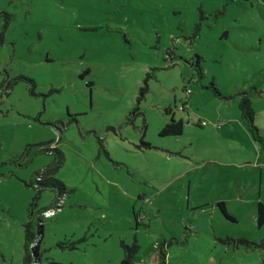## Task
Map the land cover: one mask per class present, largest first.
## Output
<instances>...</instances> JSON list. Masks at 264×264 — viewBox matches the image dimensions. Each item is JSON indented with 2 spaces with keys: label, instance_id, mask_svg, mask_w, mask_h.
<instances>
[{
  "label": "rangeland",
  "instance_id": "rangeland-1",
  "mask_svg": "<svg viewBox=\"0 0 264 264\" xmlns=\"http://www.w3.org/2000/svg\"><path fill=\"white\" fill-rule=\"evenodd\" d=\"M0 86V264L57 151L41 264H264V0H0Z\"/></svg>",
  "mask_w": 264,
  "mask_h": 264
},
{
  "label": "trees",
  "instance_id": "trees-1",
  "mask_svg": "<svg viewBox=\"0 0 264 264\" xmlns=\"http://www.w3.org/2000/svg\"><path fill=\"white\" fill-rule=\"evenodd\" d=\"M199 63V61H198ZM12 86H8L5 90L0 86V99L9 94V90ZM240 109L243 111L244 118L250 120L251 126L253 128V120H254V111L252 108L251 100L249 98H244L240 104ZM170 112V110H168ZM185 123L182 119H176L172 116L170 122H168L161 131V136H179L184 132ZM49 151H51L49 149ZM58 154L55 161L46 166L44 169L39 171L36 176L31 181V186L38 190V195L36 199L38 200L41 193L46 189H54L58 191L59 195L55 197L53 204L49 207L42 208L38 210V221H36L35 217V205L32 206V219L26 225V241H25V256L23 264H41V244L44 238V219L49 218L46 217V212L54 211L57 209V204L60 202L59 197L65 192L64 184L55 177L56 172L61 168L64 163L65 155L61 151L56 152ZM35 199V200H36ZM222 207V212L224 216L231 221H236V219L230 216L225 208L224 204H219ZM257 227L261 229L264 226V203L260 202L257 205ZM233 241L236 244L243 243L246 245H250V243L244 239H234L231 237H227L224 242ZM139 246L134 245L133 248L126 247V252L121 260L120 264H138L133 261V255L137 252ZM166 254L162 249H155L148 258V263L146 264H160L161 261L166 260Z\"/></svg>",
  "mask_w": 264,
  "mask_h": 264
},
{
  "label": "crops",
  "instance_id": "crops-1",
  "mask_svg": "<svg viewBox=\"0 0 264 264\" xmlns=\"http://www.w3.org/2000/svg\"><path fill=\"white\" fill-rule=\"evenodd\" d=\"M257 207H256V209L254 210V213H253V217H254V219H255V222H256V220H257ZM236 219V218H235ZM257 223V222H256Z\"/></svg>",
  "mask_w": 264,
  "mask_h": 264
},
{
  "label": "built area",
  "instance_id": "built-area-1",
  "mask_svg": "<svg viewBox=\"0 0 264 264\" xmlns=\"http://www.w3.org/2000/svg\"><path fill=\"white\" fill-rule=\"evenodd\" d=\"M47 213H51V211H49V212H46V214H47Z\"/></svg>",
  "mask_w": 264,
  "mask_h": 264
}]
</instances>
